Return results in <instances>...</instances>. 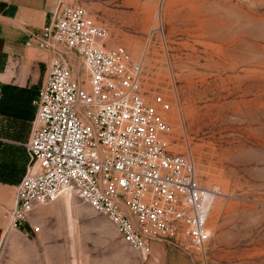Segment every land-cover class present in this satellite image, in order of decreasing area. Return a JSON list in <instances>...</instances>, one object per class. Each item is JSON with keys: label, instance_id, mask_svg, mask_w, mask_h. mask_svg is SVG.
Masks as SVG:
<instances>
[{"label": "rangeland", "instance_id": "obj_1", "mask_svg": "<svg viewBox=\"0 0 264 264\" xmlns=\"http://www.w3.org/2000/svg\"><path fill=\"white\" fill-rule=\"evenodd\" d=\"M63 1L92 5L109 47L143 62L145 99L170 104L173 151L219 192L211 239L203 248L186 238L160 242L143 256L106 217L62 197L41 206L24 232L0 229V264H264V0ZM76 68L83 74L80 61ZM5 99L0 92V148L14 139L26 148L33 116L20 122ZM6 159L0 152V182L18 171Z\"/></svg>", "mask_w": 264, "mask_h": 264}, {"label": "built area", "instance_id": "obj_2", "mask_svg": "<svg viewBox=\"0 0 264 264\" xmlns=\"http://www.w3.org/2000/svg\"><path fill=\"white\" fill-rule=\"evenodd\" d=\"M82 6L58 7L27 47L53 54L26 144L30 159L3 230L24 232L33 215L75 197L106 217L143 256L188 239L203 248L216 189L200 185L193 161L173 151L170 104L143 94L144 65ZM73 55L84 72L74 77ZM38 233L39 227H33Z\"/></svg>", "mask_w": 264, "mask_h": 264}, {"label": "crops", "instance_id": "obj_3", "mask_svg": "<svg viewBox=\"0 0 264 264\" xmlns=\"http://www.w3.org/2000/svg\"><path fill=\"white\" fill-rule=\"evenodd\" d=\"M63 4V0H0V92L6 98L7 109L12 107L14 110L16 107L19 117L15 116L20 122H29L32 116L34 120L37 113L35 101L47 81L49 63L53 57L36 45L27 47L26 43L32 35L40 33L50 22L53 12ZM81 6L88 12L91 10L89 13L93 18V6L89 5L90 10ZM68 57L74 77H79L76 65L80 60L73 55ZM18 133L12 131L11 135L18 136ZM14 140L12 147L0 148V152H4L8 158L5 160L7 166L18 170L16 175H7L0 182V229L7 227V216L14 208L17 187L27 171V150L19 139Z\"/></svg>", "mask_w": 264, "mask_h": 264}, {"label": "bare ground", "instance_id": "obj_4", "mask_svg": "<svg viewBox=\"0 0 264 264\" xmlns=\"http://www.w3.org/2000/svg\"><path fill=\"white\" fill-rule=\"evenodd\" d=\"M69 199V198H68Z\"/></svg>", "mask_w": 264, "mask_h": 264}]
</instances>
